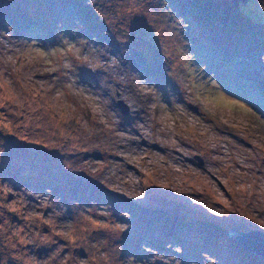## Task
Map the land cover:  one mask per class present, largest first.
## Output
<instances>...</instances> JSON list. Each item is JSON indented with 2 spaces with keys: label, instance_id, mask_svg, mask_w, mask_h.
<instances>
[{
  "label": "rangeland",
  "instance_id": "obj_1",
  "mask_svg": "<svg viewBox=\"0 0 264 264\" xmlns=\"http://www.w3.org/2000/svg\"><path fill=\"white\" fill-rule=\"evenodd\" d=\"M44 1L43 9L48 11L38 10L34 21L27 19L15 28L14 38L35 39L42 47L56 45L58 31L71 40L86 38L100 47L80 41V56L89 57L93 63L110 59L101 55L107 51L122 57V65L155 84L166 104L170 95L182 102L186 89L195 94L203 84L189 53L197 70L204 67L203 77L214 74L225 91L250 99L262 116L245 105L250 117L237 113L240 123L217 126V136L208 137L205 143H200L197 134L195 140L176 137L178 148L162 147L155 142L165 135L158 132L163 127L159 123L163 113L153 107L157 97L144 92V81L118 65H100L96 73L81 67L78 82L99 88V77L104 73L106 79L119 83L124 99L141 115L122 114L120 125H98L91 136H81L74 122L69 135L63 136L61 131L68 125H61L60 130L50 128L37 119L38 114L20 115L14 104L5 101L0 107V139L7 136L6 151L0 157V178L14 189L0 187V263L121 264L128 256L145 261L152 253L145 252L142 245L164 256L177 255L166 247L169 243L161 235L141 232L145 224L142 212L148 217L156 210L198 220L211 233L216 231L215 237L230 241L231 229L262 231L258 227L264 229V63L260 61L264 56V12L257 7V0H248L245 5L240 2L238 7L233 0H96L94 11L87 0ZM15 4L19 6L20 0H2L0 30L5 31L4 24H13L4 13L12 11ZM161 5L170 11L168 19L158 10ZM84 6L88 7L85 11ZM102 23L103 30L97 29ZM115 33L125 35L120 40ZM122 48L128 49L127 54H122ZM36 51L60 55L63 47L22 48L12 54L35 56ZM67 55L74 64L79 63L74 50ZM5 76L20 89L16 73L6 72ZM34 79L59 84L67 77L45 72L37 73ZM4 94L5 89L0 87V96ZM110 98L115 100V96ZM185 105L206 123H212L195 105L187 100ZM113 107L118 108L116 103ZM134 120H138L137 126L128 127ZM176 121L178 125L179 116ZM65 158L71 159L68 163L72 170L82 173L65 170L61 163ZM21 187L33 193L19 190ZM46 189H51V196L68 209L65 215L35 194H47ZM143 192V199H129ZM118 200L135 205L131 208L136 212L127 210ZM73 201L80 206L111 205L116 221L104 208H80L71 214ZM122 211L130 213V219L120 216ZM217 212L229 217L210 215ZM119 222L131 227L114 241ZM65 233L70 238H65ZM149 241L156 246H148ZM170 244L179 246L178 242ZM184 255L178 256L182 264L195 261ZM198 258L196 264H203V258ZM206 260L215 264L211 258Z\"/></svg>",
  "mask_w": 264,
  "mask_h": 264
},
{
  "label": "clouds",
  "instance_id": "obj_2",
  "mask_svg": "<svg viewBox=\"0 0 264 264\" xmlns=\"http://www.w3.org/2000/svg\"><path fill=\"white\" fill-rule=\"evenodd\" d=\"M87 4L92 7L94 11L96 0H87ZM257 7L261 12H264V0H257ZM158 10L163 11L167 16V19L171 14L170 11H165L163 5H161ZM177 23H179V21H177ZM172 25L174 28L176 27V24ZM73 31L75 32V30ZM12 33L13 27L11 24L7 25V31L0 30V87L4 88L6 93L0 96V107L5 106V101H10L18 110H20V115L38 114L37 119L43 121L50 128L60 130L61 125H68V128L61 131V135L63 136L69 135L73 122L78 126L81 136L93 135L96 126L98 125H103L105 128H112L120 125L122 123V113L119 108L113 107L115 103L122 102L128 109L130 116H135L137 113L141 115L137 108L128 104L124 99V95L120 91L119 83H113L111 80L106 79L104 73L100 72L102 75L99 77L98 81L99 88L90 87L87 84L78 82L79 68L84 67L91 72L96 73L98 71L95 69L100 65L106 67L118 65L121 69H127L133 75L144 81V92L157 97L158 103L154 104L153 107L158 108L163 113L159 119V123L162 124L163 127L159 128L158 132H162L165 135L158 138L155 142L160 143L162 147L178 148L179 140H177L176 137H181L185 140H195L197 134H199L200 143H205L208 137L217 136L215 131L217 126L222 125L224 127H234L240 123V121L236 119L237 113L250 117L251 114L245 105L251 106V109H254L256 113H259L262 116V114L253 106V102H250V99H241L240 96L225 91L217 80L213 78L214 74H209L206 77H203L202 74L204 72V67L200 66L199 70H197V68L193 66V56L189 53L188 55L190 57L191 65L197 71L203 84L195 94H193L191 89H186L184 96H181L182 102H178L176 96L170 95L169 102L166 104L162 99L163 93L157 89L155 84L147 83L139 73L132 72L129 67L122 65V57L117 58L116 56L110 55L107 51L101 55H106L110 59L98 60L93 63L89 60V57L80 56V41H84L88 45L93 46V44L86 38L77 37L75 40H71L66 37L63 32L58 31L56 33L58 43L54 46L42 47L40 42L35 39L28 40L25 38H14ZM176 33L178 32L176 31ZM127 39L124 43L127 42ZM181 41L183 45H185L186 42L183 40ZM62 47L63 52H61L60 55H57L55 52L41 53L39 51L35 52V56L31 54L26 56L12 54L19 53L22 48L60 49ZM93 47L99 48L100 46ZM73 50L77 53L74 59L79 62L78 64H74L73 58H69L67 55V53L73 52ZM121 52L122 54H127L128 49L122 48ZM260 61L261 63H264V56L260 57ZM6 72L17 74V79L20 81L19 90L16 89L13 81L5 76ZM45 72L62 73L63 76L67 77V80L61 81L59 84H53L47 83L46 81L38 82L34 79L37 73L43 74ZM37 89L39 90L37 91ZM105 92L107 95H104ZM25 93H29V95H25ZM112 96H115V100L110 98ZM185 100H187L188 104L195 105L196 108L204 114V117H206L207 120L212 121V123H206L204 118L195 115L192 110H189L185 105ZM177 116L180 117L178 125L176 121ZM137 121L138 120H134V122L128 127L137 126ZM138 126L142 127V125ZM4 137L0 139V157H3V154L6 151L4 147ZM28 144L35 146L32 143ZM58 153L62 155L60 152ZM70 160L71 159L65 158L61 161L63 168L69 172L82 173L80 171L72 170L70 163H68ZM86 176L90 178L88 175ZM90 179L96 181L93 178ZM99 184L101 185V183ZM5 186L11 185L0 178V187ZM11 188L14 189L12 186ZM19 190H26L33 193L24 187H21ZM45 191L47 194H35L43 197L54 209L65 215L68 209L60 203L57 198L51 196V189H46ZM111 192L117 194L114 191ZM145 194L146 192L137 193V198L129 199H143ZM123 197L125 196L123 195ZM87 207L104 208L106 214H110L111 218L115 220L112 216L111 205L108 204H102L99 207H97L95 203H93L92 206H80L77 201H73L70 205L71 214L74 210ZM207 213L209 214V212ZM119 215L125 219H130V213L127 211H122ZM210 215L215 218L229 217V215H226L223 212H217L214 215ZM119 225H121L120 231L119 234L115 236L114 241L121 239L122 234L131 227V225L127 223L119 222ZM254 225L257 226L256 224ZM258 229L264 231V229L260 227H258ZM64 235L65 238H70L66 233ZM117 246L121 252V246ZM141 247L145 252H151L152 255L145 261H137L135 257L128 256L124 260H121V264H156L157 261H159L160 264H182V261L178 256L183 253V249L178 245H166L167 248H171L172 252L177 254L168 256L158 254L145 245H142ZM201 256L203 258V264H207L206 257L214 260L216 264L215 258L209 256L207 253H201ZM157 257L162 259H158ZM81 264H87V262L82 261ZM191 264H196V262L192 261Z\"/></svg>",
  "mask_w": 264,
  "mask_h": 264
},
{
  "label": "trees",
  "instance_id": "obj_3",
  "mask_svg": "<svg viewBox=\"0 0 264 264\" xmlns=\"http://www.w3.org/2000/svg\"><path fill=\"white\" fill-rule=\"evenodd\" d=\"M240 4L241 3H239V5ZM44 7H46L44 0H20V5H13L14 9L12 11L10 10L9 13H4V17H10L11 20H13V24H10L13 26V30L16 31L15 28L18 29L27 19L34 21L38 10L41 12H47V8L44 10ZM83 8L85 11V8L87 9L88 7L84 6ZM1 9L3 12L2 0H0V10ZM91 11L93 10L91 9ZM1 16H3V14H0V18ZM90 20L92 21V19ZM16 24L19 25L15 27L14 25ZM7 25L9 24L7 23L6 25H3L5 31L7 30ZM100 26L101 27L96 28H101L103 30V23L100 24ZM92 29L94 28L92 27ZM122 35H125V33H122ZM122 35L115 33L114 36L117 38L116 36L120 37ZM121 38L122 37L119 39L121 40ZM118 201L127 210L136 212L131 208V206L135 207V205L129 204L124 200ZM151 213L153 214L151 216L147 215L148 217L143 215V212L141 214L144 219L143 222H145V224L141 226L142 234L147 235L148 232L151 231L155 235H161V238L169 244L172 242H178L179 246L182 247L186 258H195V261H198L200 259L198 256H201V253H207L209 256L217 259V264H264V260L244 250L234 239H231V241L234 242L232 243L226 237H215L214 234L216 231L211 233L207 230L205 224L198 220L176 217V215L174 216L160 210L150 212L149 214ZM148 246L153 248L156 244L149 241ZM223 259L226 261L225 263Z\"/></svg>",
  "mask_w": 264,
  "mask_h": 264
},
{
  "label": "water",
  "instance_id": "obj_4",
  "mask_svg": "<svg viewBox=\"0 0 264 264\" xmlns=\"http://www.w3.org/2000/svg\"><path fill=\"white\" fill-rule=\"evenodd\" d=\"M248 0H233L234 6H238L239 3L245 4ZM264 25V23H263ZM120 112L124 115L129 111L126 106L121 103H116ZM199 163L202 160L195 156ZM230 236L247 252L264 260V232L259 230H248L247 232L236 231L234 229L229 230ZM1 264V263H0Z\"/></svg>",
  "mask_w": 264,
  "mask_h": 264
}]
</instances>
